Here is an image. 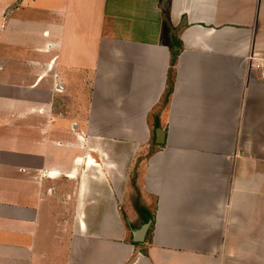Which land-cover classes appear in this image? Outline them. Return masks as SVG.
Wrapping results in <instances>:
<instances>
[{
    "label": "crops",
    "instance_id": "0c3cea01",
    "mask_svg": "<svg viewBox=\"0 0 264 264\" xmlns=\"http://www.w3.org/2000/svg\"><path fill=\"white\" fill-rule=\"evenodd\" d=\"M0 264H264V0H0Z\"/></svg>",
    "mask_w": 264,
    "mask_h": 264
},
{
    "label": "trees",
    "instance_id": "16d2710c",
    "mask_svg": "<svg viewBox=\"0 0 264 264\" xmlns=\"http://www.w3.org/2000/svg\"><path fill=\"white\" fill-rule=\"evenodd\" d=\"M164 5H166V4H164ZM184 26H181L178 29H174L173 26L170 25V27H171V41H172V44L170 47V50H171V67H170L169 73H168L167 87H166L164 100H163V108L166 107L167 104L169 103L170 97H171L173 90H174L175 66L177 64L178 57L184 48L183 42H182L180 35H179V30ZM159 114H160V112L155 115L156 119H158ZM150 152H153V151H150ZM153 229H154V222L151 223V225L149 226V229H148V233H150V235L152 234Z\"/></svg>",
    "mask_w": 264,
    "mask_h": 264
},
{
    "label": "rangeland",
    "instance_id": "374dc122",
    "mask_svg": "<svg viewBox=\"0 0 264 264\" xmlns=\"http://www.w3.org/2000/svg\"><path fill=\"white\" fill-rule=\"evenodd\" d=\"M117 129H119V130H121V128H116V127H114V130H115V133L114 134H116L117 136H119V134L118 133H116V131H117ZM133 129V128H132ZM135 132L137 131V132H139V129L137 128V127H134V129H133ZM137 135V134H136ZM153 148V147H152ZM151 148V151H153V149ZM146 156V155H145ZM139 165L138 164H136L135 165V168H134V170H132L131 171V179H130V184H129V189H130V194H131V198L128 200V203H127V205L129 206V208L130 209H134V208H137L140 212L141 211H144V210H147L148 212H150V210L153 208V202L151 203V202H149L150 203V208H146L145 206H144V204H143V201H142V199H141V194H140V190H139V185H138V183H137V178H138V169H137V167H138ZM151 225V223H149V226ZM131 227H133V228H139V226H141L140 224H137V223H135V224H132V225H130ZM144 226H146V225H144ZM148 229H149V227L147 228V235H148V237L150 236V233H148Z\"/></svg>",
    "mask_w": 264,
    "mask_h": 264
},
{
    "label": "water",
    "instance_id": "95a60500",
    "mask_svg": "<svg viewBox=\"0 0 264 264\" xmlns=\"http://www.w3.org/2000/svg\"><path fill=\"white\" fill-rule=\"evenodd\" d=\"M149 227V223L146 225V227L144 228L145 231H147V228ZM142 233V232H140Z\"/></svg>",
    "mask_w": 264,
    "mask_h": 264
}]
</instances>
